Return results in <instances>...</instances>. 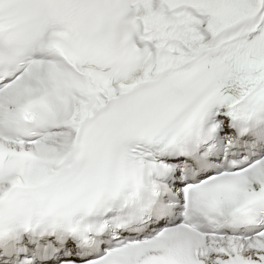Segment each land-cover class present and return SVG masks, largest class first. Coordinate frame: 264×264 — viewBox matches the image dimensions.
<instances>
[{
  "label": "snow or ice",
  "instance_id": "snow-or-ice-1",
  "mask_svg": "<svg viewBox=\"0 0 264 264\" xmlns=\"http://www.w3.org/2000/svg\"><path fill=\"white\" fill-rule=\"evenodd\" d=\"M0 264H264V0H0Z\"/></svg>",
  "mask_w": 264,
  "mask_h": 264
}]
</instances>
